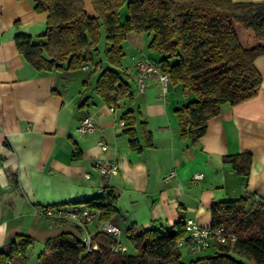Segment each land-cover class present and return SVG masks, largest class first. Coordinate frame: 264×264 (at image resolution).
Segmentation results:
<instances>
[{
  "label": "crops",
  "instance_id": "crops-1",
  "mask_svg": "<svg viewBox=\"0 0 264 264\" xmlns=\"http://www.w3.org/2000/svg\"><path fill=\"white\" fill-rule=\"evenodd\" d=\"M83 3L87 14L95 16L90 1ZM34 6V0H0V248L17 234L31 239L26 261L17 255L14 264H37L48 241L71 229V223L39 215L38 205L69 207L101 195L107 186L117 196V211L109 221L119 228L115 239L125 247L126 230L132 225L167 228L179 219H191L210 227L213 202L239 198L244 188L253 200L264 198V54L254 61L261 73L256 94L222 104L220 113L207 121L205 134L191 144L181 137L174 111L195 95L179 83H170L162 94L155 75L142 92L134 81L138 59L159 58L147 49L148 35L126 34L117 69L133 96L109 106L95 91L99 70L92 65L38 71L20 54L17 35L38 42L46 31L47 14ZM100 44L104 51L103 36ZM96 54L102 66H108L99 48ZM126 110L134 115L140 149L129 145L122 120ZM85 116L95 121L91 133L76 130ZM143 124L151 132L150 147L144 145ZM238 153L251 155L248 175L222 159ZM98 161L116 162L117 173L102 175ZM172 171L174 175L165 178ZM195 173L202 178L194 181ZM102 222L96 217L89 231H100Z\"/></svg>",
  "mask_w": 264,
  "mask_h": 264
},
{
  "label": "trees",
  "instance_id": "trees-1",
  "mask_svg": "<svg viewBox=\"0 0 264 264\" xmlns=\"http://www.w3.org/2000/svg\"><path fill=\"white\" fill-rule=\"evenodd\" d=\"M35 10L46 12L43 39L34 42L27 35H17L18 51L38 71L59 68L80 69L92 65L99 70L95 91L107 105L132 99L131 85L117 69L124 55L123 42L128 32L149 36L147 49L159 55L151 59L169 77V84H181L196 99L175 109L182 138L195 143L205 134L207 121L220 113L224 103L236 104L253 97L261 73L255 59L264 54V2L235 0H89L95 16H89L83 0H34ZM125 11L122 14V11ZM124 15V16H123ZM105 40L103 67L97 57L98 44ZM129 145L140 149L131 110L122 115ZM144 145L152 146L151 132L143 124ZM223 161L235 171L248 175L249 153L229 154ZM117 196L111 187L103 193L77 202L97 212L98 221L109 220L117 211ZM212 224L223 227L234 241L214 240L199 257L183 263L177 241L186 238L184 221L170 227L130 226L127 240L135 253L113 251L115 237L102 230L95 232L86 251L80 240V228L71 223L69 230L48 241L47 251L38 255L37 264H264V198L253 200L251 193L211 204ZM59 223H69L58 221ZM31 239L17 234L0 248V264L17 255L26 261L25 251ZM188 246V244H183ZM187 250L188 247H187ZM190 251V250H189Z\"/></svg>",
  "mask_w": 264,
  "mask_h": 264
},
{
  "label": "built area",
  "instance_id": "built-area-1",
  "mask_svg": "<svg viewBox=\"0 0 264 264\" xmlns=\"http://www.w3.org/2000/svg\"><path fill=\"white\" fill-rule=\"evenodd\" d=\"M156 76L160 83V91L162 94H166L169 88V77L164 73L159 64L155 63L149 58H140L135 63V75L134 81L140 92L144 91L146 82L149 77ZM96 124L92 117L85 116L77 127V131L80 133H91L95 130ZM103 149L106 145L102 144ZM96 167L99 172L104 176H110L118 171V165L114 161H98ZM174 175V171L170 172L165 178H170ZM202 178V173H195L193 176L194 181ZM244 195L249 194V191L244 188ZM258 198V197H257ZM35 211L44 218L54 221H66L77 225L80 230V240L84 243L86 251L90 248H96V245L92 244L93 234L89 231L88 226L97 217V212L90 209L84 204H73L69 207H62L56 205H38ZM187 236L177 241L178 245L188 244L190 251H195L205 247L209 241L214 240L218 243H227L228 241H234L235 236L225 234L223 227L217 228L202 227L197 225L193 220L186 219L184 221ZM101 230L115 237L119 234V228L111 221L106 220L102 222ZM113 251H126V247L119 243L112 244L110 247ZM5 264H14L13 261H7Z\"/></svg>",
  "mask_w": 264,
  "mask_h": 264
},
{
  "label": "rangeland",
  "instance_id": "rangeland-1",
  "mask_svg": "<svg viewBox=\"0 0 264 264\" xmlns=\"http://www.w3.org/2000/svg\"><path fill=\"white\" fill-rule=\"evenodd\" d=\"M101 45L102 44H100L98 46V48L100 49L101 53H103V46H101ZM124 243L126 244V248H127L126 251L128 253H135L136 252L135 249L133 248V246L129 243V241L127 239L125 240ZM179 251H180L181 260H182L183 263H188L191 259L199 257V256H201L204 253H207V251L204 252V253L202 251H189V250H187V246H185V245H181L180 248H179ZM237 258L239 260H241L242 262H244L245 264H252L249 260H247L244 257L237 256Z\"/></svg>",
  "mask_w": 264,
  "mask_h": 264
}]
</instances>
